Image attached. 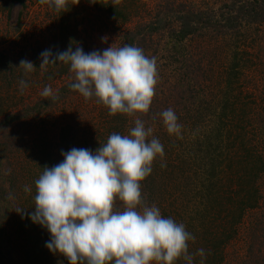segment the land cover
Listing matches in <instances>:
<instances>
[{
  "label": "trees",
  "instance_id": "obj_1",
  "mask_svg": "<svg viewBox=\"0 0 264 264\" xmlns=\"http://www.w3.org/2000/svg\"><path fill=\"white\" fill-rule=\"evenodd\" d=\"M15 1L21 6L17 13L15 31L22 34L23 18L27 10L26 0H0V9L6 16H10L11 8L7 6ZM83 1L97 12L121 23L132 17L140 18L135 25L136 31L122 37L125 38L127 45L138 47L139 43L141 46L148 41L147 45L153 43L159 46L160 41H154L153 37L158 36L163 40L164 46L160 47V50L165 49L167 54L159 57L166 60L165 65L169 73L165 74L159 65L155 66L158 69L156 70L158 82L155 88H158L157 92L164 94L163 98L166 100H171L172 92L179 88L176 106H181L184 110L183 115L186 116L181 117L182 122L178 121L181 130L176 137V134L170 135L166 131L160 116V113L170 108L168 103L164 105L166 106L164 109H162L164 106L159 109L160 100L155 96L151 106L155 105L158 109L152 110L150 106V111L146 112L148 119L140 113L142 122L146 119L153 125L151 128L150 123L145 124V127L153 132L148 139L157 138L163 145L164 155L162 158L158 157V162L157 157L153 160L151 173L140 182L141 204L137 209L140 208L142 211L143 207L156 206L163 217L169 218L172 212L167 211V208L161 205V201H157V194L163 201L171 199L169 205L173 200L176 203L174 207L177 206L173 208L174 210L179 208L178 202L189 205L186 216L177 213V219L174 221L182 223L185 230L194 237L187 242L192 264H221L224 260L222 255L224 246L235 237L237 226L245 212L257 207L262 197L258 182L264 173V155L257 150L254 141L264 138L262 137L264 120L257 117L259 109L264 111V97L254 88L251 89L248 81L246 82L245 71L252 65L253 60L247 48L249 43L246 30L264 27V0L258 1L260 4L258 6H254L252 1L241 4L237 7L238 10L236 9L239 14L232 13L233 5L236 8L234 4L236 1L230 0L232 10L218 20L202 16L201 12L184 3L180 4L181 8L166 4L162 9H156L151 16L148 11L139 12L136 6L126 5L125 0ZM142 8L144 10L143 6ZM47 9L55 31L60 32V39L53 41L44 50L51 49L55 53L71 47L74 51L75 10L69 3L60 11L49 5ZM144 14H149V19ZM173 21L179 22L178 27L174 26ZM139 35L140 42L137 39ZM1 36L4 37L6 34ZM4 40L5 38L0 42ZM153 44L149 55L144 54L147 57L155 58L154 55L157 49L159 50L153 48ZM27 49L28 47L21 45L0 48V114L4 118L2 126L4 124L11 126L20 118L19 105L14 101L7 104L5 97L11 94V90L17 88L16 85L21 80L25 83L30 82V72H25L19 67L21 60H27L24 56ZM40 63L41 61H36L34 70L37 76L42 72V80L63 78L70 72L69 64L63 62L41 67ZM161 79L165 83L161 84ZM113 116L112 121L114 120L117 126L110 123L105 130L95 132V135H92L94 137L88 139L90 151L103 146L112 133L121 135L126 133L130 122L128 117L122 113ZM198 125L202 127L201 130L197 129ZM190 128L195 131L193 130L192 135L187 137V130ZM65 129L66 127H63L60 130L62 142L66 141ZM4 150L0 149V159L7 156L3 153ZM36 154L38 158L45 159L40 168L42 172L44 167L51 168L54 161L50 156L52 152L42 147ZM52 155L58 157V152H53ZM157 172L165 175V179L170 181L158 186L155 182ZM11 173L13 175L9 186L12 190L17 185V179L14 172ZM179 183L194 184L195 195L186 196L189 186L179 187ZM3 194H6L4 189L1 190L0 196ZM8 200L7 196L2 197V202ZM21 215H24V211L22 214H16L15 211L12 214L10 211L6 223H0V245H18L12 238L14 224L20 228L24 221ZM25 219L28 220V216ZM29 224L32 227L28 228L22 237L23 245L28 246L24 249L25 257L28 259L25 260L33 264H60L61 255L49 252L44 246L50 238L47 230L30 220ZM200 244L205 245L201 248L204 250L203 256L197 254L196 245ZM9 246L7 250L14 249ZM2 249L4 248L0 247V264H4V260L11 258L13 253H21L20 249H15L9 252L8 257ZM65 261L64 264H68V261ZM174 264L188 262L180 257Z\"/></svg>",
  "mask_w": 264,
  "mask_h": 264
},
{
  "label": "clouds",
  "instance_id": "obj_2",
  "mask_svg": "<svg viewBox=\"0 0 264 264\" xmlns=\"http://www.w3.org/2000/svg\"><path fill=\"white\" fill-rule=\"evenodd\" d=\"M60 11L67 0H41ZM107 42V37L101 38ZM40 66L63 62L74 72L69 87L86 100L92 97L105 105L110 115L146 113L157 83L155 59L139 47L123 45L85 53L73 51L40 53ZM19 67L32 72V62ZM21 90L25 81L19 82ZM42 96H52L45 86ZM55 98V97H53ZM166 131L179 135L181 125L169 108L160 113ZM140 119L127 135L112 133L95 151L72 148L61 152L62 161L44 171L35 181V207L28 219L46 229L45 248L64 256L68 264H174L183 257L192 264L187 242L194 239L182 223L161 215L158 207H143L140 182L152 171V162L163 157V145L152 137ZM163 166V165H162ZM25 192H30L28 186ZM124 205L114 210V201ZM22 214V209L15 210ZM23 219V215H21ZM197 254L204 255L203 249Z\"/></svg>",
  "mask_w": 264,
  "mask_h": 264
},
{
  "label": "rangeland",
  "instance_id": "obj_3",
  "mask_svg": "<svg viewBox=\"0 0 264 264\" xmlns=\"http://www.w3.org/2000/svg\"><path fill=\"white\" fill-rule=\"evenodd\" d=\"M111 1L114 2L116 0ZM235 1L236 8L233 5V10L232 3H229L230 0H125L124 3L128 6H136L139 12L142 11L145 13L148 11L151 13V16L156 9H162L166 4L179 8L180 4L184 3L201 12L202 16L213 17L218 20L228 15L231 10L234 14L236 9L238 10L237 7H240L241 4H246L247 1H252L254 6H258L260 5L258 1L261 0ZM67 3L71 4V7L75 10V18L73 19L75 24V37L73 39L76 43L73 46L75 48L77 46L81 47L85 53L94 50L102 51L110 45L113 47L125 45V38L122 39V37H125V34L134 33L137 29L135 25L140 20V18L132 17L127 22L121 23L97 12L83 0H67ZM7 7L11 8L10 16H6L0 9V35L6 34L4 37L1 36L2 38L0 37V41L5 38L4 42H0V48L3 46L14 48L16 45L26 46L28 49L24 53V56L27 61L35 65L37 60L41 61L40 53L44 48L48 47L53 41L60 39V32L55 31L52 20L49 17L48 4L41 3V0H26L27 10L23 18L22 34H17L15 31L17 13L21 9V6L15 1ZM236 13L239 14L238 11ZM144 16L149 19V14H144ZM173 22L174 26L178 27L179 22ZM246 32L248 35L247 43H251L250 46L247 44V48L252 54L253 59L252 65L245 71L246 82L248 81L251 89L254 88L255 91L260 92L262 97H264V27L259 29L248 28ZM102 37H107V42H102ZM137 39L140 42V35L137 36ZM153 39L154 41H160L159 46L152 43L153 48H159L156 51L157 56L154 55L155 66L159 65L158 67L162 69L163 73L168 74L169 70L165 65L166 60L159 57V55L164 56L167 54L165 49L160 50V47L164 46L163 40L158 36L153 37ZM147 42L141 44V46L139 43L138 47L143 50L144 54L149 55L152 44L147 45ZM148 57L151 58L152 56ZM156 70L158 69L156 68ZM74 76V72L70 71L63 78H55L52 80L45 78L42 80V72L37 76V73L33 70L30 72V82H26V87L21 90L20 84H17V88L11 90V94L5 97L7 104L14 101L19 105L20 118L13 122L11 126H6L5 124L2 126L4 118L0 114V149L4 148L3 153L7 154L5 158L0 159V192L4 189L6 194H3L2 197L7 196L9 199L8 202H2V197L0 196V223H6L10 211L13 214V211L22 209L24 211L23 216H28V213L34 211L36 189L35 185L32 186V184L39 178V174L42 173L40 168L45 161V159L42 160L37 157L36 153L40 148L43 147L52 152V154L53 152H58V157L61 155V152H67L72 148L88 149L90 147L88 139L94 137L92 135H95V132L105 130L106 127L110 126V123L117 126V123L114 120L112 121L114 116L109 114L108 108L99 102L97 98L92 97L86 100L78 91L69 87L71 83L75 82ZM35 79L37 80L34 81ZM171 79H173V76ZM160 83L163 84L165 81L161 79ZM45 86H48L52 90V96L44 97L41 95ZM18 88L19 90H17ZM178 89L176 88L172 92L171 100H166L163 98L164 94L157 92L158 88L154 86L155 94L153 98L157 96L158 100H160L158 102L159 109L168 103L176 114L178 121L182 122L181 117L186 115H183L184 110H182L181 106H176L179 100ZM158 107L152 105L151 109L157 110ZM165 107H162V109ZM258 111L260 113L257 117L264 120V111L261 109ZM125 115L130 121L124 134L127 135L131 128L135 126V120L137 118L140 119V113ZM141 115L148 119L147 113H141ZM149 116L152 117L151 114ZM146 119L143 121L144 125L150 123ZM259 124L262 125L260 121ZM63 127H66L64 132L65 142H62L59 136L60 130ZM150 127L152 128L153 125L151 124ZM198 128L200 130L202 129L200 125L197 126ZM153 129L155 131L156 127L154 126ZM193 130V128L187 130V137L192 135ZM262 130L263 136H260L264 137V123ZM175 136L178 137V135ZM254 142L257 144V150L264 155V138L263 140H256ZM52 154L50 156L54 161L51 167L60 163L63 159V157H54ZM158 157L156 159L157 162ZM11 172H14L17 179V185L12 190L9 186V181L13 175ZM168 181L170 180L165 179V175L159 174V172L156 173L155 182L158 186ZM184 183H179V187L180 185L183 188L189 186L186 191V196L188 194L195 195V192H193L195 185H184ZM258 183L260 184L259 189L262 195L259 204L257 207L245 212L241 222L237 226L235 237L222 250L224 260L221 264H264V173L260 176ZM25 186H28L31 191L25 192ZM170 200L166 199L163 201L157 194V201H161V205L165 206L167 211L172 212L169 218L176 220L177 213L180 216H186L189 205L178 202L177 205L179 208L174 210L173 208L177 207H174L176 203L172 200L169 205ZM114 210L120 212L124 210L123 203L118 199L114 201ZM137 211H140V208ZM16 214L18 213L16 212ZM26 216L20 228H18L16 223L14 224V236L12 239H15L18 245H0V247L4 248L2 250L4 253H7L6 255L8 257L10 251H14L15 249H20L21 251V253H13L12 257L10 256L11 258L4 260V262L2 261L4 264H33L26 261L28 259L25 257L24 249L28 246L23 245L22 241L25 231L32 227L29 224V219H25ZM8 246L14 249L9 251L7 250ZM196 246L198 249L205 247L202 244ZM61 259L60 264H64L65 260L67 261L62 255Z\"/></svg>",
  "mask_w": 264,
  "mask_h": 264
}]
</instances>
